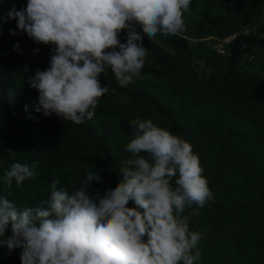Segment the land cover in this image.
<instances>
[{"label": "clouds", "instance_id": "1", "mask_svg": "<svg viewBox=\"0 0 264 264\" xmlns=\"http://www.w3.org/2000/svg\"><path fill=\"white\" fill-rule=\"evenodd\" d=\"M190 3L27 0L20 10L13 6L7 19H15L34 43L53 45L48 68L27 77L38 92L35 112L93 132L98 99L108 92L101 74L110 71L118 86L131 83L144 67V36L152 40L158 33L169 37L185 31L183 13ZM15 95L8 90L10 103ZM130 125L135 131L124 147L129 155L121 179L103 195L93 189L92 182L101 181L95 171L72 190L53 179L39 206L19 207L0 196V247L21 249V264H196L202 235L190 230V219L214 199L199 157L190 143L151 119L137 117ZM35 166L12 163L3 182L20 186L35 177ZM129 201L136 207H128Z\"/></svg>", "mask_w": 264, "mask_h": 264}, {"label": "rangeland", "instance_id": "2", "mask_svg": "<svg viewBox=\"0 0 264 264\" xmlns=\"http://www.w3.org/2000/svg\"><path fill=\"white\" fill-rule=\"evenodd\" d=\"M214 1L218 8L216 20L219 26L211 29L207 26L200 32L199 38L195 37V21L192 19L194 15L189 13L190 4L189 10L183 13L186 30L175 35V38L187 39L192 46H198L204 54L202 59L189 61L185 50L180 58L179 52L172 50L160 34L149 40L173 60L167 64H158L157 74L141 77L152 97L146 98L144 103L134 104L131 114L118 108L110 112L114 131L109 130L108 141L105 143L107 156L127 159L124 147L133 138L135 131L130 121L139 117L141 120L151 119L156 125L190 143L194 154L199 157L202 175L208 184L213 172L221 165L217 164V160L225 158L233 166L231 172H234V176L229 181L228 190L231 193L226 199L214 196L203 208L197 209L199 215H194L195 219L194 216L190 219V230L202 235L198 245L201 257L196 264H262L264 240L253 245L250 240L254 231L260 232L262 229L255 227L257 216H264V144L252 136V133L259 130L264 138V119L261 118L260 109V105L264 104V94L259 92L260 88H264V0ZM253 8L254 15L236 23L238 17ZM246 33L250 35H244ZM241 37L243 39H239ZM144 38L148 39L146 35ZM229 38L234 39L227 42ZM154 62L152 55L147 52L144 67H156ZM233 72L239 78H233ZM189 78L194 86L189 119L184 121L177 109L167 116L166 106L171 104L161 97L160 88L176 86L188 90L191 87ZM240 79L243 84L239 82ZM233 86L237 89L235 96ZM207 94L218 105L208 117L204 114L202 103ZM98 101L102 102V97ZM119 123L125 126L123 130L119 129ZM56 124L62 126L63 122L57 121ZM77 130L68 138L71 139ZM229 132H232L231 136ZM78 149L83 152L80 145ZM93 160L97 164L92 169L79 168L68 159L64 160V166L67 167L57 165L54 175L60 181L59 186L72 190L76 188L75 176L77 179L81 176L85 178L87 173L95 171H99L101 181H93V189L99 190L101 195L118 183L121 179L118 167L105 159ZM213 205L221 211L214 210ZM127 206L136 205L129 201ZM242 212L246 213L247 220L242 218ZM200 219H207L208 225L199 223Z\"/></svg>", "mask_w": 264, "mask_h": 264}, {"label": "trees", "instance_id": "3", "mask_svg": "<svg viewBox=\"0 0 264 264\" xmlns=\"http://www.w3.org/2000/svg\"><path fill=\"white\" fill-rule=\"evenodd\" d=\"M26 3L27 0H0V196H5L19 207L39 206L42 201L47 199L48 186L55 179V168L61 164L64 166L65 159L74 162L76 166L82 169H92V166L97 164L93 160L95 158L105 159L119 169L124 166L126 159H123L122 156L114 159L107 156L105 143L108 141L109 130L114 131V125L110 121V112L118 108L125 109L131 114L134 104L144 103L146 98L152 97L147 87L143 85L141 77L147 74H157L158 64H167L173 60L170 55L162 53L157 44L155 45V43L144 38V46L147 52L152 55L156 67H143L140 73L133 78V81L126 86H118L120 85L119 82L110 71L107 74H101V82L108 88V92L102 96V102L99 103L98 101L95 116L90 122L93 132L81 125L76 134L70 139L68 136L78 126L58 125L53 119H46L41 113L34 110L33 102L36 101L38 92L36 89L30 88L27 77L34 75L36 69L45 70L48 68L52 54L50 50L53 45L34 43L26 33L17 28L15 19H7L6 14L13 6L16 10H20L26 6ZM190 4L191 10L189 13L194 15L192 19L195 21L193 26L195 37L199 38L200 32L205 30L207 26L209 29L219 26L216 20L218 8L215 6L214 0H191ZM262 5L264 4L262 3ZM254 14L253 8L238 17L236 23ZM10 30L15 31L17 34H10ZM119 38L121 42H124V30L121 31ZM165 39L172 50L179 52L180 58L183 50H185L189 61L194 58L202 59L204 55L197 48L198 46H192L187 39H178L175 36L165 37ZM239 39H243V37ZM14 44L19 45L15 51L13 50ZM200 45H202L201 42ZM37 48L39 51L33 55V49ZM25 65L29 68L28 72L22 70ZM246 73L243 74V78ZM190 78L193 80V75ZM190 78L191 87L188 90H182L176 86H162L160 88L159 94H161V97L165 98L168 104H171L166 106L167 111L165 114L167 116L174 109H177L178 115L184 121L189 119L188 115H190V109H192L191 99L194 98V86ZM233 78H239V76L233 72ZM239 82L244 83L242 79ZM9 89L16 92L11 103L7 97ZM232 90L235 96L237 94L235 86ZM259 92L264 94V88H260ZM202 103L204 114L207 117L212 110L218 107L214 98L209 94L202 99ZM25 105H27V111H25ZM260 109L261 118L264 119V104L260 105ZM49 117H53V115ZM124 128L125 126L119 123V129L123 130ZM262 128L264 129V124ZM228 135L231 136L232 132H229ZM252 136L258 138L264 144V138L259 130L252 133ZM79 145L83 152L79 151ZM80 154L82 155L78 157ZM16 162L27 164L30 167L35 162L34 171L36 175L33 178L26 179L20 186H17L13 181L12 186L9 187L3 182V174L12 163ZM219 163L221 165L211 175V182L208 186L213 193V197H224L226 199L231 193L228 190L230 188L229 181L234 176V172H231L233 166L231 163L226 162L225 158L218 159L217 164L219 165ZM77 172L78 170L75 173ZM83 177L77 179L75 176L74 186L79 187L80 182L84 179ZM63 180L65 181V179ZM213 208L217 212L221 211L217 206L213 205ZM186 211H191V209ZM241 215L244 220H247L246 213L242 212ZM195 218L194 216L193 219ZM199 223L207 226L209 221L200 219ZM255 227H261L262 229L260 232L254 231L253 238L250 240L252 245L264 240V216H257ZM6 235H11V233L8 232ZM20 251L19 248L9 251L6 247H0V264H21Z\"/></svg>", "mask_w": 264, "mask_h": 264}]
</instances>
